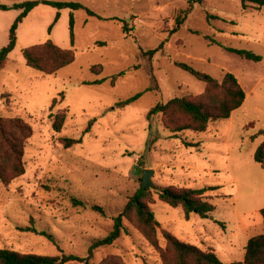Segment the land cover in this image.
Here are the masks:
<instances>
[{"label":"rangeland","instance_id":"obj_1","mask_svg":"<svg viewBox=\"0 0 264 264\" xmlns=\"http://www.w3.org/2000/svg\"><path fill=\"white\" fill-rule=\"evenodd\" d=\"M23 1L31 0L0 4ZM51 1L79 2L105 20L61 9L54 23L57 10L40 4L16 30V46L0 71V117L22 118L32 136L23 149L24 174L7 185L0 182V248L85 258L91 243L111 230L113 218L140 187L146 169L152 170L154 189L217 187L204 194L214 206L208 218H185L179 207L152 195L149 206L160 224L161 248L165 242L160 231L166 230L181 242L213 250L222 262L242 261L247 240L264 233V167L253 159L264 142V12L244 10L239 0ZM18 13L0 10V48ZM177 17H184L183 23L173 32ZM204 36L219 44H210ZM47 40L74 50V61L52 75L28 67L22 56V49ZM161 43L151 58L142 54ZM223 47L250 50L261 60H246ZM177 62L218 81L232 73L245 92L243 105L228 119L209 123L204 132L172 134L159 115L148 119L156 103L204 91L205 84ZM97 80L102 82L86 84ZM136 94L140 96L135 101L124 104ZM50 107L52 113H66L59 133L51 128ZM65 137L82 141L65 149ZM124 224L127 235L93 250L86 263L68 264H101L108 257L122 264H161L139 230Z\"/></svg>","mask_w":264,"mask_h":264},{"label":"trees","instance_id":"obj_2","mask_svg":"<svg viewBox=\"0 0 264 264\" xmlns=\"http://www.w3.org/2000/svg\"><path fill=\"white\" fill-rule=\"evenodd\" d=\"M202 0H196L200 3ZM242 9L250 7L264 8V0H239ZM191 3V2H189ZM47 5L57 10L54 23L59 18L61 9H70L71 11L82 10L88 16L105 20L91 9L85 7L79 2L74 1H51V0H31L14 3L12 5L0 4V10H19L13 23L9 27L8 40L6 45L0 48V71L2 70L8 55L16 46V30L27 15L38 5ZM189 12V8L183 11ZM185 17V15H184ZM183 18H176L175 32L183 23ZM208 18H217L207 16ZM53 25V24H52ZM52 25L49 27V33ZM123 31H127L124 27ZM69 35L71 45L74 40V17L69 15ZM210 44H219L212 37L204 36ZM103 44V43H102ZM163 43L156 49L142 51L144 56L151 58L157 51L161 50ZM226 51L237 56L259 62L261 56L250 50L235 49L223 47ZM22 56L25 64L41 72L44 75L55 74L58 70L68 66L74 61V50L61 48L51 40L42 44L32 45L22 49ZM175 65L188 72L197 80L205 84L204 91L197 96L173 97L166 102H158L151 107L147 113V118L159 115L162 124L172 134L182 131L204 132L209 123L222 119H228L232 112L240 108L245 101V92L239 84L237 78L232 73H225L220 81L211 75L196 70L193 67L177 62ZM100 70L101 67L98 66ZM133 69L138 68L133 66ZM95 72V71H93ZM96 71L95 73H97ZM123 75L119 73L117 76ZM116 77H113L111 84ZM102 80L87 82L86 84H99ZM150 90V89H148ZM140 94H136L124 101V104L135 101ZM52 100L51 107L55 104ZM48 115L51 121V128L55 133L62 130L66 113L56 112ZM94 122L91 120L84 133L88 132ZM32 136L30 125L25 123L20 117L2 118L0 117V182L3 185L9 184L13 179L24 174V162L22 161L23 149L27 139ZM62 146L67 149L82 141L78 138H62ZM253 159L261 167H264V142L260 143L254 151ZM217 187H203L199 189L163 186L157 188L139 187L135 193L130 196L125 203L122 211L113 218L111 230L101 238L95 239L89 249L87 256L81 258L71 254L60 253L56 256L38 255L33 253H19L7 248H0V264H68L70 262H85L91 258L93 250L112 245L121 235H127L128 229L124 221L129 222L136 227L143 235L144 239L158 253L161 264H264V233L250 237L245 246V253L242 261L222 262L213 250L204 251L196 245L181 242L177 237L166 230H161L160 234L165 242V248H161L158 242V229L160 224L155 219L150 203L152 195L174 208H180L187 218L190 214H195L200 218H208L214 211V206L208 202L204 195L206 191L216 189ZM154 190V191H153ZM76 205H82V202L75 201ZM92 209L103 213L101 207L93 205ZM262 220H264V208L260 209ZM28 230V229H27ZM30 230V229H29ZM32 232H36L33 228ZM45 236L49 241L53 237L45 232L38 233ZM101 264H122L117 258L108 257Z\"/></svg>","mask_w":264,"mask_h":264},{"label":"water","instance_id":"obj_3","mask_svg":"<svg viewBox=\"0 0 264 264\" xmlns=\"http://www.w3.org/2000/svg\"><path fill=\"white\" fill-rule=\"evenodd\" d=\"M152 174V170H144L143 171V178H142V181H141V184H140V187L141 188H149L152 186V182H151V176Z\"/></svg>","mask_w":264,"mask_h":264},{"label":"crops","instance_id":"obj_4","mask_svg":"<svg viewBox=\"0 0 264 264\" xmlns=\"http://www.w3.org/2000/svg\"><path fill=\"white\" fill-rule=\"evenodd\" d=\"M248 10H254V11H256L257 13H262V12H264V8H254V7H250ZM30 14V13H29ZM28 14V15H29ZM27 15V16H28ZM26 19V18H25ZM238 25H239V23L237 22V24H235L234 25V27H236L235 29H237L238 28ZM236 32H237V30H236Z\"/></svg>","mask_w":264,"mask_h":264}]
</instances>
